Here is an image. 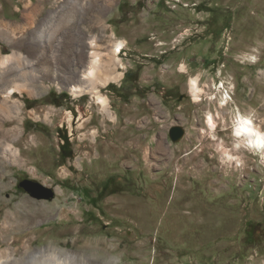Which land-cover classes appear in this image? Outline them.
Listing matches in <instances>:
<instances>
[{"label": "rangeland", "instance_id": "obj_1", "mask_svg": "<svg viewBox=\"0 0 264 264\" xmlns=\"http://www.w3.org/2000/svg\"><path fill=\"white\" fill-rule=\"evenodd\" d=\"M40 1L0 0L10 24L0 27V63L18 53L35 69L32 89L14 95L23 133L1 140L21 159L9 158L0 179V225L9 210L25 213L23 199L48 215L15 246L60 242L88 258L109 252L113 264H264V153L237 143L232 119L238 109L252 114L264 132V0H85L69 24L66 0H43L21 35L26 5ZM48 12L60 27L39 46L32 32ZM117 43L115 72L100 75L96 91L62 81ZM192 78L208 91L201 101ZM222 84L233 100L220 106ZM173 127L185 131L179 142ZM26 180L54 198H33L20 187Z\"/></svg>", "mask_w": 264, "mask_h": 264}, {"label": "bare ground", "instance_id": "obj_2", "mask_svg": "<svg viewBox=\"0 0 264 264\" xmlns=\"http://www.w3.org/2000/svg\"><path fill=\"white\" fill-rule=\"evenodd\" d=\"M66 2H67L66 12L65 9H63L64 15L62 17L65 23L69 24L71 23L73 18V11L74 10L81 11L83 5L86 4L87 0L86 2L85 0H66ZM26 6H27V10L24 13L23 21L20 24L21 35H24L28 26H31L33 22L38 21V15L43 14L44 10L46 9L45 5H43V0L33 5L31 3H28V5ZM7 26H8L7 20L3 18L0 19V27L9 28L10 24L9 27ZM59 27H60V23L58 22V15H56V13L54 12H48L46 19L43 22L39 23L38 28H36L32 32V34L34 33L33 41H36L39 46H42L44 44L46 45L48 41H51L55 37V35L59 30ZM12 35H16L15 31L12 33ZM122 46H123L122 43L115 44L114 46L115 49L112 51L113 54L110 55L108 58H105V60L101 58L100 53H92L91 56L92 60L89 61L87 67L84 64L80 65V63H75L74 69L71 70L68 73L67 77H64L62 81H64L72 88L73 90L72 92L81 93L82 91L86 92L89 89L90 91L93 90L96 91L97 90L96 80H98V77L100 75H103V77H105V79L107 80L112 78V74L115 72L114 66L118 61L116 57L118 56L119 53H121ZM24 58L25 57L23 55L14 53L11 54L10 56H7L6 58H3L2 62L0 63V179L3 176H5V173L3 171L7 170L8 168L7 164L9 162L8 161L9 158L13 162H15L16 158L21 159V156L17 150H13L11 145L5 147L2 146L1 140L4 139L5 135L7 134L8 135L15 134L16 135L15 138H17L23 133V130H21V128L19 127L22 120L21 118L22 107L19 101L14 100V95L16 92L18 93H24V91L26 92L27 86L29 87V85H27V82L35 81L34 78H32L33 72L35 71L33 67V63L30 61H27V63L23 62ZM13 59L17 62V66L15 68H8L7 64L11 62ZM254 59H256V57ZM25 73H30V77L26 78ZM215 85L216 84H213V86L212 85L209 86H211V88L215 87V89H217ZM189 87L196 101L197 100L201 101V98L203 96L208 95L207 89L203 88L199 78H195V79L192 78L190 80ZM221 87L223 88L224 92L220 93L221 96L218 97L219 100L217 102L218 104H220V106H223V105H227L229 101L233 99L229 91H226V86L222 84ZM30 89H32V87ZM93 95L97 97V101L100 104L99 107L106 110L107 109L105 102L106 100L98 96L97 92H95V94ZM213 99H217L215 97V94H213L211 100ZM250 116H252V114ZM250 116L243 114L238 109L237 115L235 116V118H232L235 124L234 131H235V137L237 143L240 144V141H246L249 147H253L254 150L256 149L257 151H259V153L260 152L264 153V132H262L258 128L257 124L255 123V120ZM206 121L210 131H214L216 128L215 127L216 121L210 112L207 115ZM10 124L12 125V127L9 129V131L6 132L5 127ZM228 156L230 157V154H228ZM22 201L23 203L28 205L25 206L24 208L25 213H23L21 210L16 208L9 210V212L7 213L8 219L5 220L4 224L0 225V264H113L114 263L113 262L114 259L112 260L113 257H111V255L109 256V252H106L107 255H99V256L97 255L95 257L88 258L87 255L83 254L84 249L77 250L76 253L78 254H75L73 253L74 250L71 251L73 248H71L70 251L58 248L56 244L57 243L59 244L60 242H53V243L50 242L47 247L44 248L38 247L33 249L34 240L33 241L28 240L24 242L23 247L18 248L17 246H15V243L18 240H21L22 237H24L25 228L26 229L28 227L30 228L33 224H36L39 221L40 217H42L40 222H44L46 219H48L47 213L40 211L41 208L40 210H38L37 209L38 207L34 206L27 199H23ZM44 231L46 232V230ZM31 234L35 235L34 232H31ZM41 238H43V236ZM146 248H148V245L145 247V249Z\"/></svg>", "mask_w": 264, "mask_h": 264}, {"label": "water", "instance_id": "obj_3", "mask_svg": "<svg viewBox=\"0 0 264 264\" xmlns=\"http://www.w3.org/2000/svg\"><path fill=\"white\" fill-rule=\"evenodd\" d=\"M184 135L185 131L180 127H173L169 132V136L173 142H179ZM20 187L24 188L35 199L52 200L54 198L52 190L33 181H23L20 183Z\"/></svg>", "mask_w": 264, "mask_h": 264}, {"label": "trees", "instance_id": "obj_4", "mask_svg": "<svg viewBox=\"0 0 264 264\" xmlns=\"http://www.w3.org/2000/svg\"><path fill=\"white\" fill-rule=\"evenodd\" d=\"M66 142L64 143V146H65Z\"/></svg>", "mask_w": 264, "mask_h": 264}]
</instances>
